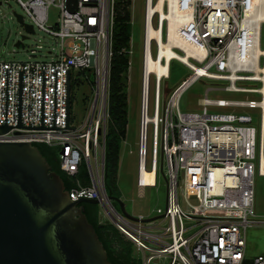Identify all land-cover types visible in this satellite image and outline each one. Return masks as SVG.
Wrapping results in <instances>:
<instances>
[{"label":"built area","instance_id":"built-area-1","mask_svg":"<svg viewBox=\"0 0 264 264\" xmlns=\"http://www.w3.org/2000/svg\"><path fill=\"white\" fill-rule=\"evenodd\" d=\"M16 1L23 11L21 23L47 32L59 48L47 52L50 60L0 58V125L11 126L0 139L59 148L66 173L76 176L85 165L90 177L86 184L76 181L71 199H103L109 196L104 84L107 76L109 88L116 0ZM144 6L137 185L145 196L147 187L158 186L163 171L170 213L141 221L117 212L107 198L99 202L101 220L115 223L134 243L142 254L140 264H264V254H247V229L264 225L255 207V177L257 172L264 175V0H145ZM172 14L178 17L174 37ZM168 49L190 50L191 63L162 54ZM175 60L191 75L163 98V83L171 78ZM87 71L96 75V94L86 122L77 127L71 112L68 119V77L72 85L76 73ZM203 77L225 82L207 92L256 93L261 98L213 100L206 95L203 110L183 112L182 95ZM208 105L232 110L210 111ZM238 108L258 109L259 127L252 112ZM157 213H167V205ZM136 218L150 219L143 214Z\"/></svg>","mask_w":264,"mask_h":264},{"label":"water","instance_id":"water-1","mask_svg":"<svg viewBox=\"0 0 264 264\" xmlns=\"http://www.w3.org/2000/svg\"><path fill=\"white\" fill-rule=\"evenodd\" d=\"M17 17L23 21L21 14ZM23 25L26 33L17 41V46H24L28 34L35 32L32 24ZM104 85L107 95V76ZM71 94L69 75L68 119ZM10 130L11 126L0 125V135ZM107 198L120 204L117 212L141 221L170 213L168 190L167 213L150 219L130 215L124 200L110 195L103 199L72 200L63 177L52 169L35 143L0 139V264H115L81 205L83 202L99 204ZM113 220L117 219L113 216Z\"/></svg>","mask_w":264,"mask_h":264},{"label":"rangeland","instance_id":"rangeland-1","mask_svg":"<svg viewBox=\"0 0 264 264\" xmlns=\"http://www.w3.org/2000/svg\"><path fill=\"white\" fill-rule=\"evenodd\" d=\"M145 0H133L131 6L133 33L130 55L131 66L128 73V103L129 122L126 141L121 151L120 169L118 174V186L122 192L127 212L137 217L143 214L146 218L157 216V209H165L167 205L168 181L160 172L158 186L146 188L145 196L139 193L137 185L138 176V142L140 138V89L142 78L143 40H144V12ZM15 12L23 14L20 4L16 0H8L0 5V58L4 60L27 61L33 59L50 60L53 56L47 54L50 49L54 52L59 48L57 39L45 31L36 30L28 34L24 40V46L16 43L25 34V26L18 20ZM54 12V11H53ZM55 12L52 18L55 19ZM182 54V51L178 50ZM81 72L75 74L77 80L73 82L71 94V120L77 127H81L87 120L93 97L96 94V75ZM191 70L182 62L175 60L171 70V78L163 83V98L171 95L189 76ZM154 83V76L152 77ZM225 82L210 78H200L192 84L182 95L180 108L183 112L201 111L204 105L201 99L208 95L210 99L246 100L260 99L261 95L256 93L234 92L226 90H210L213 86H222ZM239 85L251 87L258 83L239 82ZM167 97V96H166ZM153 91L151 95L150 115L154 114ZM210 111H229L231 107H218L208 105ZM246 110L252 112L255 124L259 127L260 113L258 109L238 108V111ZM153 138V126L149 131V147L151 152ZM58 148V154H59ZM159 166H162V153L160 148ZM255 207L260 219H264V175L257 172L255 177ZM102 210V208H100ZM187 222V221H186ZM188 223V222H187ZM134 254L141 259V253L134 246ZM247 254L256 257L264 254V225H254L247 229ZM141 262V260H139Z\"/></svg>","mask_w":264,"mask_h":264},{"label":"trees","instance_id":"trees-1","mask_svg":"<svg viewBox=\"0 0 264 264\" xmlns=\"http://www.w3.org/2000/svg\"><path fill=\"white\" fill-rule=\"evenodd\" d=\"M132 0H116L115 21L113 27V56L108 88L109 120L106 133V169L105 185L110 196L123 199L118 186V174L120 169L121 151L127 138L129 122L128 103V73L130 70L131 39L133 22L131 12ZM173 66V65H172ZM92 76V71H89ZM74 82V81H73ZM73 87V84H72ZM47 157L52 169L58 172L64 179L66 187L71 191L76 186V181L89 182V173L84 165L76 176L66 173L60 164L58 148L44 143H35ZM57 156V160L53 159ZM117 209L120 204L113 200ZM81 205L94 224L104 246L107 249L109 259L115 264H140L134 254V243L111 221H102L99 204L83 202Z\"/></svg>","mask_w":264,"mask_h":264},{"label":"bare ground","instance_id":"bare-ground-1","mask_svg":"<svg viewBox=\"0 0 264 264\" xmlns=\"http://www.w3.org/2000/svg\"><path fill=\"white\" fill-rule=\"evenodd\" d=\"M171 10L173 11V3H171ZM177 15H174L172 14V20H171V23H170V31L172 32V37L176 36V21H177ZM189 50V49H188ZM195 53V51H194ZM162 54H167L168 56H177L179 57L181 60L185 61V62H188V63H191V60H190V55H191V51L189 50L188 51V54H180L178 53L176 50L174 49H168L166 51H162ZM153 67V66H152ZM155 69H158L159 71H161V68L160 66H155L154 67ZM196 68H199L198 66H196Z\"/></svg>","mask_w":264,"mask_h":264},{"label":"flooded vegetation","instance_id":"flooded-vegetation-1","mask_svg":"<svg viewBox=\"0 0 264 264\" xmlns=\"http://www.w3.org/2000/svg\"><path fill=\"white\" fill-rule=\"evenodd\" d=\"M53 159L56 161V160H57V156H54V155H53Z\"/></svg>","mask_w":264,"mask_h":264}]
</instances>
